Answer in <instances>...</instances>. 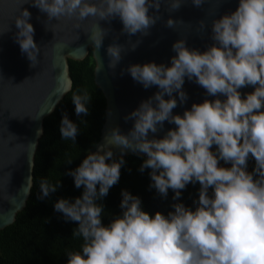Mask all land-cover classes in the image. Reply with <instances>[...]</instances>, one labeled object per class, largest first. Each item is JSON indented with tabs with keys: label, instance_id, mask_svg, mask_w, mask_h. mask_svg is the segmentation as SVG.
<instances>
[{
	"label": "clouds",
	"instance_id": "obj_1",
	"mask_svg": "<svg viewBox=\"0 0 264 264\" xmlns=\"http://www.w3.org/2000/svg\"><path fill=\"white\" fill-rule=\"evenodd\" d=\"M28 2L46 13L47 21L72 20L77 29L89 22L85 33L100 48L109 31L101 21L118 17L121 33L129 38L148 35L162 18V5L173 12L185 0ZM191 2L200 7L206 0ZM31 15L23 8L15 16L14 39L35 67L42 50L34 39ZM177 21L169 16L165 24L175 28ZM207 27L201 19L197 31ZM10 30L11 26L0 34ZM211 40L201 50L189 47L182 37L172 44L175 55L170 64L153 60L122 69L144 88L155 85L158 90L124 116L133 121L127 132L119 125L111 127L95 151H88L76 168L68 169L75 186L83 191L54 202L65 220L78 222L72 236L82 238L80 250L66 253L67 264H264V0H239L235 10L214 16ZM129 43L134 50L140 40L129 39ZM125 50L116 42L107 46L109 67L115 69ZM186 78L202 86L206 98L193 102L182 114L175 113L173 109L188 99L183 87ZM248 85L253 90L242 92ZM71 99L75 113L87 123L83 117L90 113L91 94L77 89ZM165 121L175 127L163 136L154 135ZM59 131L62 139L76 142L80 128L65 111ZM29 144L35 149V142ZM114 148L120 149L119 158ZM129 149L144 154L140 171L150 169L149 188L165 199L171 190L173 202L166 214L159 210L152 214L139 195L124 188L121 212L109 214L112 218L104 223L103 199L119 182ZM252 158L255 165L249 170ZM61 183L42 177L40 198L56 192ZM189 183L200 185L194 207L179 199Z\"/></svg>",
	"mask_w": 264,
	"mask_h": 264
},
{
	"label": "water",
	"instance_id": "obj_2",
	"mask_svg": "<svg viewBox=\"0 0 264 264\" xmlns=\"http://www.w3.org/2000/svg\"><path fill=\"white\" fill-rule=\"evenodd\" d=\"M238 2L239 0H221L217 4L215 0H206L204 5L197 7L191 0H185L173 12H168L166 6L162 5L159 10L162 18L152 26L150 33H137L131 38L128 34L121 33L123 25L118 17L110 22L101 21L102 26L109 31L103 46L96 48L85 33L89 22H83L82 27L77 29L72 20L47 21L46 13L31 2L0 0V31H6L11 26L10 31L0 34V231L14 224L18 214L27 206L34 185L36 153L44 134L45 120L53 114L73 87L70 59L84 60L93 50L96 61L95 81L107 99L106 118L98 145L103 143L104 136L111 127L119 125L121 131L127 132L133 121H126L124 116L138 107L141 100L158 90L155 85L144 88L130 73L122 69L132 63L153 60L170 64V58L175 55L172 44L182 37L187 38L189 47L204 50L212 43L213 17L235 10ZM23 8H28L32 13L30 19L35 27L34 39L41 45L40 63L35 67L31 66L14 39V18ZM169 16L178 20L175 28L166 26L165 21ZM201 19L207 22L208 27L197 31ZM129 39L132 42L140 40L134 50ZM114 42L123 44L126 48L115 69L109 67L110 58L107 55V46ZM65 69L67 72L63 75ZM183 87L188 93V99L186 103L178 104L173 109L175 113L182 114L193 102H202L206 98L205 89L194 81L186 78ZM252 90L251 85L241 89L242 92ZM41 113L44 114L41 116ZM172 127L175 125L165 121L164 128L154 135L163 136ZM41 128L43 132L38 134ZM30 142L36 143L35 149L30 146ZM113 150L118 158L121 155L120 149ZM129 155L144 157L143 153L130 149L124 153V156Z\"/></svg>",
	"mask_w": 264,
	"mask_h": 264
},
{
	"label": "trees",
	"instance_id": "obj_3",
	"mask_svg": "<svg viewBox=\"0 0 264 264\" xmlns=\"http://www.w3.org/2000/svg\"><path fill=\"white\" fill-rule=\"evenodd\" d=\"M70 70L73 79L72 90L57 106L52 115L45 120L44 134L36 153L34 185L27 206L21 211L14 224L0 231V264H67L68 251L80 250L82 238L72 236L73 228L78 222L65 220L63 214L54 209V202L60 197L75 198L81 195L83 188H77L74 178L67 174L68 169L76 168L87 155L94 150L101 138L105 123L107 99L95 81L96 61L93 50L84 60L70 59ZM77 89H87L92 96L89 103L90 113L83 117L75 113L72 94ZM76 121L80 132L76 142L61 138L60 122L64 112ZM119 158V157H118ZM144 157L125 156L126 163L121 168L120 180L113 185L103 199L105 206L104 223L112 218L109 214H119L121 190L127 188L142 199L145 210L154 214L170 210L173 192L162 198L154 188H149L150 169L140 171ZM69 160L71 162L69 163ZM255 159L248 162L251 170ZM46 177L50 182L62 183L56 192L43 199L39 196V182ZM199 183H189L182 190L179 198L186 205L193 206V198L198 197Z\"/></svg>",
	"mask_w": 264,
	"mask_h": 264
}]
</instances>
